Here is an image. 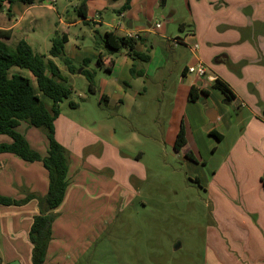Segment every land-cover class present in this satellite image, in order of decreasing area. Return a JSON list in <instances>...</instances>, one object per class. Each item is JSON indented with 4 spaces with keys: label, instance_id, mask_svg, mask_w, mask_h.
Wrapping results in <instances>:
<instances>
[{
    "label": "crops",
    "instance_id": "crops-1",
    "mask_svg": "<svg viewBox=\"0 0 264 264\" xmlns=\"http://www.w3.org/2000/svg\"><path fill=\"white\" fill-rule=\"evenodd\" d=\"M51 1L57 0H36L31 5L18 0L12 4L5 3L0 10V29L11 31V38L5 40L10 47H15L21 39L27 40L35 53L44 56L46 63L52 59L63 76V73H69L67 66L61 67L58 58L49 56V50L51 38L56 32L67 34L66 55L82 66L77 73L83 74L84 69L94 72L99 101H104L108 108L114 107L124 126L128 124L132 127L134 135L136 130L143 131L146 142L139 144L145 143L149 149L148 143L154 146L161 137L159 142L162 147L183 158L185 163L195 166L198 171L196 179L208 189L210 178L217 175V170L214 168L211 172L207 167L228 135L237 129V123L244 122L246 111L243 110H246L250 103L259 111L249 112L255 117L254 125L260 130L245 135L250 156L242 151V137V142L235 151L242 153L240 156L250 168L246 172L260 179L264 187V63L261 60V55H264V0H181L187 8L185 17H178L176 0H132L130 9L121 14H118L117 10L126 0H87V17H75L68 12L66 16L60 15L58 27H64L62 30L56 28L54 33L47 32L46 27L51 24V20L47 11L43 10L48 8L57 11L49 4ZM39 6L43 9L35 12ZM79 6L80 4L75 6L77 15ZM248 6H252L250 12L253 16L243 15L238 11ZM163 7L169 10V20L163 22L159 19L153 24L152 21L157 19L159 13H163ZM107 9L113 11L117 17H105L103 12ZM4 10L8 11L7 15H4ZM225 10L227 13L222 14ZM39 20L42 26L37 27ZM254 20L259 23L257 30H247V25L250 26ZM159 22L161 27L156 28ZM80 25L91 27L95 39L96 36L102 35V26L108 27L107 31L121 36L138 34L140 38L137 49L149 53L151 58L148 62H138L128 56L127 49L111 52L101 41L96 42L98 47L83 50L79 42L77 44L72 41L68 32L70 28ZM171 25L178 26L181 33L172 32ZM187 34H193L190 39L200 45L195 53L186 44L175 45L172 41L173 38H184ZM81 37L83 38V35ZM71 45L74 47L73 51H69ZM200 60L216 74L217 79L229 85L236 96L235 101L231 102L220 90L214 88L213 82L188 73V65ZM136 64L138 69L143 70L142 76L132 75L131 68ZM92 65L96 68L93 69ZM12 73L29 77L34 88H37L35 78L28 70L14 67ZM192 87L199 96L194 101L189 98ZM39 95L44 100L45 96L40 93ZM148 96L155 102H147ZM167 99L171 103L168 115L162 119V109L167 104ZM228 101L230 103H227ZM95 124L97 126L89 127L61 113L55 121L56 139L69 151L70 163L66 195L55 211L58 218L52 226L53 238L47 253L49 264H59L62 256L60 240L63 235L55 233L56 229L74 223L68 215L77 210L74 203L80 195H84L79 193L78 177H85L86 180L91 176L94 180L105 177L116 179L119 172L123 171L120 194L128 202V199L135 195L133 186L143 179L146 173L141 163L143 150L133 154L134 147L127 139L117 138L114 139L115 144L106 143L100 135L94 133L97 130L105 131L104 125L97 122ZM182 124L186 131V144L177 150L175 144ZM159 126H162L161 136L157 137ZM248 128L250 129V126ZM18 130L25 135L34 149L43 156L47 155L48 139L45 133L26 122H21ZM211 132L222 139H217ZM100 134L103 135L101 132ZM0 142L10 143L12 138L0 134ZM123 149L131 151L124 152ZM235 151L229 150L226 159L229 160L232 156L238 158ZM48 188V172L42 162H26L12 153H0L2 195L16 199H23L27 193L44 196ZM258 190L255 192V199L257 202H264V193L261 188ZM126 193L133 196H126ZM117 203L118 201L116 205ZM116 205H107L105 210H112ZM251 211L257 215L259 208L252 204ZM39 213L37 200H31L22 206L0 205V264H32L33 245L29 232L34 217ZM255 226L259 230L263 229L259 222ZM69 260L73 258L69 257Z\"/></svg>",
    "mask_w": 264,
    "mask_h": 264
},
{
    "label": "rangeland",
    "instance_id": "rangeland-1",
    "mask_svg": "<svg viewBox=\"0 0 264 264\" xmlns=\"http://www.w3.org/2000/svg\"><path fill=\"white\" fill-rule=\"evenodd\" d=\"M82 2L83 0L51 1L49 4L57 11L40 6L34 11H47L51 24H47L46 29L47 32H53L56 28L62 30L64 27H58L60 15L66 16L68 12L72 16H78L75 6ZM175 4L178 17H185L186 6L181 0H176ZM257 8L260 9L259 6ZM251 9L252 6H248L238 11L251 16ZM162 12L152 21L153 24L159 19L163 22L169 20V10L163 7ZM7 13L4 10V15ZM221 13L226 14L227 10ZM103 14L105 17H117L108 9ZM37 24L40 27V20ZM258 25L254 20L250 26L247 25V30L255 31ZM171 29L172 32L181 33L178 26L171 25ZM107 30L109 28L106 26L100 28L102 35ZM68 32L72 41L77 44L79 42L83 50L98 47L91 27L80 25L70 28ZM73 49L72 45L69 46V51ZM261 60L264 63V55H261ZM58 64L66 66L59 58ZM73 64L79 66L78 70L82 68L77 61ZM92 68L95 69V65ZM63 78L72 93L60 103L61 115L89 127L97 126L95 122L103 124L105 131L97 130L94 133L100 135L106 143L115 144L114 139L117 138L127 139L134 147L133 154L144 151L141 163L146 173L143 179L132 185L135 195L126 193V196H133L128 202L120 194L123 171L119 172L116 179L106 178L102 174L99 175L105 179L94 180L91 176L86 180L85 177H78V190L84 195H80L74 203L77 210L67 214L74 223L60 226L55 231L58 235H63L60 240L62 256L59 264H264V202H257L255 199V192L261 188L264 193V187L260 179L246 172L250 168L240 156L242 153L235 151L238 150L242 137V151L247 156L251 155L247 151L245 135L260 130L254 125L255 117L249 112H259L258 109L248 103L246 110H243L246 111L244 122L237 123V129L228 135L209 163L207 168L211 172L216 168L217 175L210 178L208 189L196 179L198 171L195 166L185 163L183 158L162 147L159 142L162 140V126L157 128L156 136L160 137L158 143L154 146L148 143V149L145 143L139 144L146 142L143 131L136 130L134 135L132 127L128 124L124 126L114 107L108 108L104 101L100 102L97 91H89L85 74L63 73ZM149 98L147 102H155L152 97ZM44 100L51 105L48 98L44 97ZM70 102L78 106L72 107ZM166 103L162 109V119L168 115L171 101L167 99ZM245 127L247 129L244 130ZM37 129L46 133L42 128ZM262 143L264 145V140ZM231 149L238 158L232 156L227 160V153ZM252 204L259 208L257 215L251 211ZM107 205L117 207L105 210ZM258 222L263 229L255 228ZM69 257L73 260H69Z\"/></svg>",
    "mask_w": 264,
    "mask_h": 264
},
{
    "label": "trees",
    "instance_id": "trees-1",
    "mask_svg": "<svg viewBox=\"0 0 264 264\" xmlns=\"http://www.w3.org/2000/svg\"><path fill=\"white\" fill-rule=\"evenodd\" d=\"M15 0H0V10L5 3L12 4ZM26 4H34L36 0H18ZM132 5V0H126L125 4L117 10L121 14ZM78 16L87 17V0H83L78 8ZM11 31L0 29V134L12 138V142H0V153H12L26 162H42L48 172L49 188L46 195L41 196L35 193H27L23 199H16L0 193V205L22 206L31 200H37L40 213L33 219L29 232L33 245L32 264H49L47 253L49 244L52 241V226L58 214L56 209L63 202L66 190L69 185L68 169L70 154L67 148L62 145L55 135V121L61 113L60 103L69 98L72 89L65 85L64 78L56 65L49 59L46 63L44 56L33 51L32 46L25 39H21L10 47L5 40L10 39ZM140 36L137 38L121 36L112 31L105 35L96 36V41H100L111 52L127 49V54L138 62H148L151 58L147 52L139 51L136 47ZM68 42L67 34L56 32L51 38V48L49 56L59 58L67 66L70 73H76L78 68L66 55L65 45ZM18 67L28 70L35 78L37 88H34L29 77L12 73V69ZM88 78L89 91L96 93L94 72L84 69L82 71ZM133 76H142L143 70L138 69L137 64L131 68ZM213 87L220 90L228 100L235 101L236 96L229 85L220 79L213 82ZM37 91L52 101L48 105L37 93ZM190 100L199 98L196 89L192 87L189 92ZM72 107L77 104L70 102ZM21 122L45 130L48 139V152L43 156L34 149L25 135L18 130ZM210 134L221 140L216 133ZM186 144V131L182 124L177 135L175 148L180 150ZM189 156L190 153H189Z\"/></svg>",
    "mask_w": 264,
    "mask_h": 264
},
{
    "label": "built area",
    "instance_id": "built-area-1",
    "mask_svg": "<svg viewBox=\"0 0 264 264\" xmlns=\"http://www.w3.org/2000/svg\"><path fill=\"white\" fill-rule=\"evenodd\" d=\"M161 27V23L156 24V28ZM139 35H129V37L137 38ZM194 35L193 34H187L184 38H173L172 41L174 42L175 45L179 44H186L192 52H197L200 45L198 42L191 40ZM187 71L190 74H193L197 76L199 79H207L208 81L214 82L217 77L216 74L207 67V65L202 62L201 60L198 61L195 64L188 65Z\"/></svg>",
    "mask_w": 264,
    "mask_h": 264
},
{
    "label": "water",
    "instance_id": "water-1",
    "mask_svg": "<svg viewBox=\"0 0 264 264\" xmlns=\"http://www.w3.org/2000/svg\"><path fill=\"white\" fill-rule=\"evenodd\" d=\"M227 103H230V101H228ZM263 116H264V111H263Z\"/></svg>",
    "mask_w": 264,
    "mask_h": 264
}]
</instances>
